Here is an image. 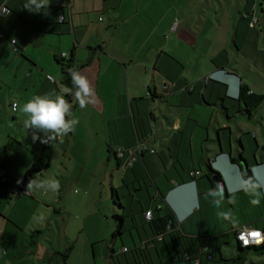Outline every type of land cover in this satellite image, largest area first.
<instances>
[{"label": "crops", "instance_id": "crops-1", "mask_svg": "<svg viewBox=\"0 0 264 264\" xmlns=\"http://www.w3.org/2000/svg\"><path fill=\"white\" fill-rule=\"evenodd\" d=\"M48 2L36 11L26 7L29 0H0L9 11L0 15V173L20 182L46 149L48 166L37 177L54 173L67 197L77 195L75 187L87 191L89 180L65 174L76 168L99 173L104 187L109 172L112 216L120 217L121 227L110 247L90 244L92 264L96 256L106 264H232L239 253L231 245L233 230L264 231V118L256 117L264 100L250 114L236 101L240 86L264 95L259 82L245 75L252 59L259 62L264 0ZM251 14L258 19L255 27ZM60 62L88 78L94 102L81 109L66 96L79 120L75 132L34 142L24 127L27 117L13 104L60 92ZM165 83L169 90L160 96ZM137 143L154 153L144 151L131 167L118 170L115 150ZM211 170L220 176V188H212L207 175L218 181ZM25 189L0 199L7 244L29 230L42 204L56 201L57 193ZM147 210L151 221L170 216L173 227L163 239L144 220ZM188 242L203 248L192 256L197 263L182 258ZM248 252L263 255L249 247L245 259ZM250 264H264V258Z\"/></svg>", "mask_w": 264, "mask_h": 264}, {"label": "rangeland", "instance_id": "rangeland-1", "mask_svg": "<svg viewBox=\"0 0 264 264\" xmlns=\"http://www.w3.org/2000/svg\"><path fill=\"white\" fill-rule=\"evenodd\" d=\"M260 31L262 39L258 49L261 53L256 56L259 62L255 63L252 59L245 75L251 81L259 82L264 91V63H261L264 58V29ZM235 57L237 58V54ZM242 67L241 69L245 70L244 64ZM258 116L264 118V102L258 109L256 117ZM113 162L112 159L111 164ZM43 175L44 178H52L54 173L47 172ZM67 175L81 177L83 181L89 180L87 191L82 189L77 193L76 189L79 188L75 187L73 193L77 195L71 193L66 197L64 189L60 188L56 201L48 202L49 205L42 204L34 214L29 230L25 229L22 234L18 233L12 244L6 243L7 234H2L4 231L2 229L0 231V264H92L91 243L97 242L95 245L98 247L101 243H105L106 248L111 246L116 222L111 217L113 205L109 172L104 187L103 182L98 179L99 173L88 171L82 173L79 172V168H76L73 172L65 174ZM119 184L118 178H115L114 185ZM59 209L62 211L57 215ZM103 211L106 212L107 219H104ZM124 240H127V237H124ZM235 243V240H232L231 245ZM116 244L117 248H120L119 240ZM258 257L264 258V253L259 256L248 252L244 263L250 264ZM93 261L94 264H106L104 256H96Z\"/></svg>", "mask_w": 264, "mask_h": 264}, {"label": "clouds", "instance_id": "clouds-1", "mask_svg": "<svg viewBox=\"0 0 264 264\" xmlns=\"http://www.w3.org/2000/svg\"><path fill=\"white\" fill-rule=\"evenodd\" d=\"M48 0H29L28 6H35L36 11L40 7H47ZM72 87H64L60 92H53L44 95H35L27 100L23 105L13 104V110L20 111L27 118L24 120L26 130H32L33 141L39 140L42 144H47L53 140L63 139V137L74 133L79 123L78 119L72 116V104L66 96H72L81 109L86 108L89 103L94 102V89L88 78L81 74L78 69H69ZM43 133V136L38 135ZM30 178L27 183L26 192L44 191L58 193L60 182L58 179L45 177L38 179ZM19 183V181H18ZM79 193V189H76ZM211 195L217 193L212 192Z\"/></svg>", "mask_w": 264, "mask_h": 264}, {"label": "trees", "instance_id": "trees-1", "mask_svg": "<svg viewBox=\"0 0 264 264\" xmlns=\"http://www.w3.org/2000/svg\"><path fill=\"white\" fill-rule=\"evenodd\" d=\"M61 66V85L63 87H72L71 85V77L69 76V69L70 66L67 64V62H60L59 63ZM264 100V95H251L248 94V91L245 89V87L240 86L239 91H238V96L236 101H240L245 105V112L247 114H250L253 110H255ZM48 166V152L46 149H44L42 155L38 158L36 162L30 165V167L24 172L23 177L21 181L18 183L15 180H10L7 177H4V180H0V199L1 198H8L11 194H18V193H23L26 189L27 183L30 178H33L36 174H39L41 171H43L45 168ZM210 173L214 174L217 183L215 184L213 180L211 179L212 177H209L207 175L208 180L211 182L212 188H220V185L222 184L220 176L214 172L210 171ZM19 189H22V192H19ZM113 191V190H112ZM114 191L112 192V194ZM156 210H158V207L156 206ZM152 213V211L150 210ZM144 214V213H143ZM144 218V216H143ZM112 219L117 222L116 230H115V236L117 233H119V229L121 227V224L119 223L120 217L117 216H112ZM146 222H150V220L144 219ZM119 223V224H118ZM152 229H154L155 236L154 237H159L163 239V236L165 235V232L172 229V220L170 216H166L163 218H158L156 221H151L150 222ZM179 244V243H178ZM182 246L185 245V243H181ZM186 249L182 252V258L184 259H192L193 261L198 258L192 257L194 253H201L200 247H192L190 242L185 245ZM249 248V247H248ZM245 248V249H248ZM251 248V247H250ZM252 248L255 250L256 253L262 255L264 253V241L262 242L261 245L259 246H252ZM239 253L236 255L235 258L231 260L232 264H242L244 262L245 256H244V250L242 248L237 247ZM65 257V256H63ZM113 258V257H112ZM110 264H116L115 261H111ZM138 264V263H137ZM141 264V263H139Z\"/></svg>", "mask_w": 264, "mask_h": 264}, {"label": "built area", "instance_id": "built-area-1", "mask_svg": "<svg viewBox=\"0 0 264 264\" xmlns=\"http://www.w3.org/2000/svg\"><path fill=\"white\" fill-rule=\"evenodd\" d=\"M63 5L64 4L62 2L60 6ZM8 12L9 11L5 6L0 7V15H6ZM245 17L247 18L249 16L245 15ZM63 20L64 18L62 16L58 18L59 22H62ZM249 23L251 27H255L258 23V19L251 14L249 17ZM10 43L12 45V49L15 50L14 41L10 40ZM62 56H64V54H62ZM47 79L51 80L50 76H47ZM169 85H170L169 83L163 84L160 90H158V95L162 96L166 94L169 90L170 87ZM189 90H191V88ZM248 94H250V92H248ZM147 97L148 98L151 97V94L148 93ZM144 151H147L149 153H154L153 148L142 145L141 143H137L133 148H128V149L117 148L114 154L119 162V167L121 168V170H125L126 168L131 167L132 164L137 160L138 156ZM198 174L199 172L195 171L191 175H198ZM0 180L2 181L4 180V176L2 175V173H0ZM143 216L144 219H146L147 221L150 220L151 219L150 210L145 211ZM251 233H256L258 235H250ZM233 237L237 247L239 248L245 249L252 246L256 247L261 245L262 242L264 241V231L252 228L250 226H240L233 230ZM158 239H160V236L158 237ZM125 250H126L125 248L122 249V251ZM200 251L202 252V249H200ZM207 259L208 260L211 259L210 255H207ZM194 261H196L197 263L198 259H195Z\"/></svg>", "mask_w": 264, "mask_h": 264}, {"label": "water", "instance_id": "water-1", "mask_svg": "<svg viewBox=\"0 0 264 264\" xmlns=\"http://www.w3.org/2000/svg\"><path fill=\"white\" fill-rule=\"evenodd\" d=\"M241 164L243 165L244 170H248L249 171V169L247 168V164H246L245 161L241 162ZM229 165L235 166V167H239V165H237L236 163H230ZM248 178L250 179V177H248ZM22 191H23L22 189H19V192H22Z\"/></svg>", "mask_w": 264, "mask_h": 264}, {"label": "snow or ice", "instance_id": "snow-or-ice-1", "mask_svg": "<svg viewBox=\"0 0 264 264\" xmlns=\"http://www.w3.org/2000/svg\"><path fill=\"white\" fill-rule=\"evenodd\" d=\"M250 235H258V234H256V233H251ZM247 242V241H246Z\"/></svg>", "mask_w": 264, "mask_h": 264}]
</instances>
